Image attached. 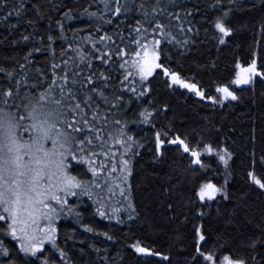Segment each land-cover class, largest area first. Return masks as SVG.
<instances>
[{"label": "trees", "instance_id": "trees-1", "mask_svg": "<svg viewBox=\"0 0 264 264\" xmlns=\"http://www.w3.org/2000/svg\"><path fill=\"white\" fill-rule=\"evenodd\" d=\"M172 2L174 6L168 5V0H161L160 7L167 6L168 12L181 19L167 14L159 17L170 24L169 30L176 37L175 40L162 39L158 32L155 34L161 39L157 49H163L160 62L196 83L207 95L217 96L216 86L231 82L237 60L247 64L252 53L257 52L258 67L264 69V33L260 27L264 24V0ZM121 3L127 6L126 0ZM225 11L228 13L226 22L233 32L220 44L210 22L217 16H224ZM92 12L98 14L92 16ZM101 12L104 18L100 17ZM140 18L136 12L112 16L104 11L102 0H0V67L14 71L21 81L27 79L24 88L28 91H37L33 87L37 82L41 88H47L54 83L55 75H65L62 59L70 61L66 66L70 78L74 72L81 71L87 76V65H91V72L96 73V87H104L99 73L105 72L110 77L106 94L110 101L113 95L123 96L117 116L128 119L129 134L135 137L128 150L109 139L104 148L105 151L112 149L108 157H104L99 148L95 150L101 163L107 161L106 170L118 166L120 153L130 159L133 171L128 183L138 218L129 220L127 209L121 207L127 203L121 188L127 189V185L116 171L101 188L93 189L91 198L87 195L68 198L69 206H75L80 217L77 220L74 214L65 212L55 221L58 244L65 249L71 264H192L194 229L202 227L209 237L205 250L216 251L213 245L222 236L218 242L223 246L221 253L245 256L248 264H264V244L258 242L255 248L250 247L252 240H264V190L248 177V172L254 169L256 175L264 179V76H258L247 86L233 85L239 99L220 104L198 98L188 89L169 87L168 78L157 69L149 77L150 94L146 92L138 99L140 86L132 83L139 80L138 76H129V88L121 87V76L127 74L128 67H120L121 59L116 52L126 49V57H131L139 47L131 41L136 39L132 28ZM185 20L191 21L198 31H187L186 23L182 30L180 24ZM49 35L55 39L48 41ZM35 48L41 50L33 51ZM109 50L111 60L105 64L97 57H108ZM81 56H84V63H81ZM54 64L60 66L54 69ZM20 65L25 67L22 69ZM3 77L0 73V85L9 86L10 82ZM69 84L78 87L71 85V80ZM133 87L135 93L130 91ZM100 103L103 109L105 105ZM165 104L167 109L163 108ZM145 107L156 109L151 123H143L133 115ZM157 131L166 141L159 153L156 151ZM177 134L193 143L203 136L205 142L211 139L232 152L227 169V198L218 194L215 202L199 200L195 193L200 184L209 179L222 184L225 169L214 157H205L204 162L210 164V168L191 165L188 154L168 143ZM113 155L116 165L112 163ZM86 168V162L77 164L76 171ZM101 204L107 213L105 216L97 212ZM114 209L119 211L114 212ZM201 211L205 215L201 216ZM113 216L121 217L124 222L110 218ZM82 225L94 230L90 232ZM3 239L10 248L16 247L11 237ZM136 240L161 255L135 253L130 244ZM46 247L51 248L50 245ZM11 258L0 256V264ZM195 264H202V260H196Z\"/></svg>", "mask_w": 264, "mask_h": 264}, {"label": "snow or ice", "instance_id": "snow-or-ice-1", "mask_svg": "<svg viewBox=\"0 0 264 264\" xmlns=\"http://www.w3.org/2000/svg\"><path fill=\"white\" fill-rule=\"evenodd\" d=\"M102 2L104 11L112 16L136 12L141 17L135 21V27L132 28L136 33V39L131 41L139 47L131 57H126V49L116 52L121 59L120 67H128L127 74L121 76V87L129 88L127 83L129 76H138L139 80L132 82L140 86L138 99L146 92L150 94L149 77L157 69H161L168 78L169 87L179 86L189 89L198 97L220 104L239 99L237 91L233 90V85H250L258 76H264V69L258 67V53L253 52L249 63L242 64L239 60L236 61L230 83H220L216 86L215 91L218 96L207 95L196 83L160 62L163 49H157L161 39H157L155 34L158 32L162 39L171 37L175 40L176 37L169 30L170 24H165L159 17L167 14L180 20L179 15L168 12L167 6L160 7L161 0H155L154 4L152 0H139L138 3L136 0H126L127 6H124L121 0H102ZM168 5L174 6L172 0H168ZM97 14L90 13L92 16ZM99 15L104 18L103 12ZM227 15L225 11L224 16H217L214 22H210L217 30L214 34L220 44L225 43V37L233 32L226 22ZM57 23L63 30V25L59 21ZM185 23L188 25L187 31H198L188 20L181 22L182 30H185ZM260 27L261 32L264 33V24ZM47 39L53 41L55 37L49 35ZM93 47H96L95 43ZM40 50V48L33 49L37 52ZM97 58L108 64L111 60V50L108 57ZM80 59L81 63L85 62L84 56ZM69 62L61 60V64L65 65V75H55L54 83L47 88H41L38 82L34 84L33 87L38 89L37 91H28L24 88L27 79L21 81L14 71L0 67V73L4 74L3 78L10 82L9 86L0 85V222H2L0 223V256L12 257L4 260L2 264H37V262L38 264H61V262L71 264L65 249L57 242L55 221L65 212L69 215L74 214L79 220L80 213L75 206H69L68 198H78L81 195L91 198L93 189L101 188L102 184H106L109 176L116 171L121 173L127 185V189L121 188V195L127 201L126 205L121 207L127 209L129 220L133 217L138 218L131 195V185L128 183V177L133 171L130 159L124 153H120L118 166L106 170L107 161L101 163L95 150L99 148L103 156L108 157L112 149L105 151L104 148L109 139L113 144H120L126 150L131 149L132 143L135 142L134 135L129 134L128 119L117 116V111L123 105V96L113 95L112 100H109L106 90L109 87L110 77L103 71L99 76L103 79L104 87L94 86L96 73L91 72V65H87L89 67L87 76L81 71L74 72L70 78L66 67ZM59 66L54 64L53 68ZM20 67L23 69L25 65ZM132 69H135V72ZM69 80L71 85L78 87L70 86ZM130 91L135 93V87ZM100 102L105 105L103 109ZM167 107V104L163 105L164 109ZM154 112L156 109L150 110L145 107L138 114L133 115L143 123H151L150 118L153 117ZM164 135L167 136L168 133L165 132ZM165 142L161 139V132L157 131L158 153ZM168 143L181 148L183 154H188L191 165H197L202 169L210 168L211 165L204 162L205 157L209 159L214 157L221 163L225 169L224 182L218 184L211 179L206 180L200 184L195 194L201 202H215L218 194H223L227 198V169L232 158V152L227 147L214 144L211 139L205 142L203 136L193 143L178 134ZM85 162L87 168L77 172V164L83 165ZM112 163L117 164L115 155L112 157ZM88 173H91V176ZM248 177L253 184L264 190V179L258 177L254 169L248 172ZM169 208H172L171 204ZM113 211L117 212L119 209ZM97 212L101 216L107 215L103 204L97 208ZM200 214L205 215L203 211ZM110 218L124 222L119 216ZM82 226L90 232L94 230L89 225ZM104 235L108 236V233ZM3 237H11L16 247L10 248ZM220 239L223 237H218L217 243L213 245L217 248L216 251L205 250L204 245L208 243L209 237L202 227H196L192 264H195L196 260H202V264H248V258L245 256H234L231 252L221 253L220 248L223 246L218 243ZM258 242L264 244V240L254 239L250 247L255 248ZM46 245H50L51 248H47ZM130 247L141 256L161 255L159 251L144 245L140 240L131 243ZM252 259L255 260V256Z\"/></svg>", "mask_w": 264, "mask_h": 264}, {"label": "rangeland", "instance_id": "rangeland-1", "mask_svg": "<svg viewBox=\"0 0 264 264\" xmlns=\"http://www.w3.org/2000/svg\"><path fill=\"white\" fill-rule=\"evenodd\" d=\"M216 31H217V30H216ZM215 38H216V41L219 43L218 37L216 36ZM243 86H247V85H241V86H236V87L239 88V87H243ZM188 91H190V90L188 89ZM190 92L192 93V91H190Z\"/></svg>", "mask_w": 264, "mask_h": 264}, {"label": "bare ground", "instance_id": "bare-ground-1", "mask_svg": "<svg viewBox=\"0 0 264 264\" xmlns=\"http://www.w3.org/2000/svg\"><path fill=\"white\" fill-rule=\"evenodd\" d=\"M191 91V90H190ZM193 92V91H192ZM190 95V94H189ZM198 97V96H197ZM198 98H200V97H198ZM205 101H207V102H210V100H205ZM162 146V145H161Z\"/></svg>", "mask_w": 264, "mask_h": 264}, {"label": "flooded vegetation", "instance_id": "flooded-vegetation-1", "mask_svg": "<svg viewBox=\"0 0 264 264\" xmlns=\"http://www.w3.org/2000/svg\"><path fill=\"white\" fill-rule=\"evenodd\" d=\"M256 79V78H255Z\"/></svg>", "mask_w": 264, "mask_h": 264}]
</instances>
